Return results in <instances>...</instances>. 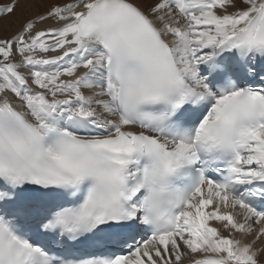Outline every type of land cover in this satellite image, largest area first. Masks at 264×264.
I'll use <instances>...</instances> for the list:
<instances>
[{"label":"bare ground","instance_id":"obj_1","mask_svg":"<svg viewBox=\"0 0 264 264\" xmlns=\"http://www.w3.org/2000/svg\"><path fill=\"white\" fill-rule=\"evenodd\" d=\"M0 1L5 8L0 13V38L12 42L17 56L15 67L5 69L6 72L1 70L5 77L0 75V103L6 105L5 109L23 112L41 129L49 126L48 119L54 113L62 112L61 106L67 108L68 114L90 116L106 127L122 124L97 83L102 57L92 46L82 45L74 31L77 20L83 22L88 16L87 11L101 0ZM127 1L154 20L172 43L185 73L190 75L193 74L191 65L195 54L200 50H215L264 15V0H216L213 6L207 4L210 0H191L194 10L190 8L187 18L179 17L163 0ZM203 25L210 26L209 32L197 30ZM63 53L69 54L64 62L42 65L50 57ZM88 53L96 56L94 63L86 59ZM44 76L51 78L49 88H45L41 80ZM263 159L264 132L256 137L246 161L258 163ZM185 216L192 218L187 213ZM251 225L246 224L244 230L254 227ZM260 226L257 224L256 231L251 234L241 233V226L214 218L203 235L206 240L189 236L187 243H180V248L171 249L170 245L172 263H166L167 248L159 241L144 251V254L149 253L148 257L140 254L130 264H191L204 256H223L228 264H264V233L260 234ZM153 249L158 252L153 253Z\"/></svg>","mask_w":264,"mask_h":264},{"label":"rangeland","instance_id":"obj_2","mask_svg":"<svg viewBox=\"0 0 264 264\" xmlns=\"http://www.w3.org/2000/svg\"><path fill=\"white\" fill-rule=\"evenodd\" d=\"M2 2L0 1V13H3V10H5V8H3ZM2 11V12H1ZM198 21V20H197ZM209 28H207L208 30ZM204 30L203 27H201L200 31ZM204 32H209V31H204ZM198 36V35H197ZM10 40H3L2 38H0V75H2L3 77H5V69L7 70L9 67L13 68L16 66V54H15V48L14 45L12 44V42L10 43ZM33 55V54H32ZM15 58V59H14ZM3 69V74L1 72V70ZM40 75V74H38ZM36 76V75H35ZM34 76V77H35ZM50 76V75H49ZM37 77V76H36ZM36 79V78H35ZM42 82L45 83V88H49L50 86H48L51 78L48 76H45ZM2 83H6L5 81L1 80ZM41 82V81H40ZM227 242H229V238L226 239Z\"/></svg>","mask_w":264,"mask_h":264}]
</instances>
